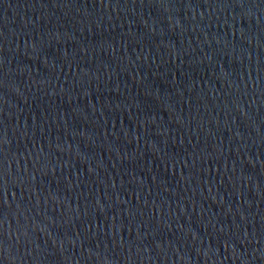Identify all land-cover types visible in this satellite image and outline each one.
<instances>
[{
    "label": "water",
    "instance_id": "water-1",
    "mask_svg": "<svg viewBox=\"0 0 264 264\" xmlns=\"http://www.w3.org/2000/svg\"><path fill=\"white\" fill-rule=\"evenodd\" d=\"M0 264H264V0H0Z\"/></svg>",
    "mask_w": 264,
    "mask_h": 264
}]
</instances>
